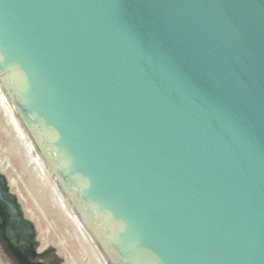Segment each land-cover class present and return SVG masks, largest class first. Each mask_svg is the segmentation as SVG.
<instances>
[{
    "label": "water",
    "instance_id": "95a60500",
    "mask_svg": "<svg viewBox=\"0 0 264 264\" xmlns=\"http://www.w3.org/2000/svg\"><path fill=\"white\" fill-rule=\"evenodd\" d=\"M0 98L96 264H264V0H0Z\"/></svg>",
    "mask_w": 264,
    "mask_h": 264
},
{
    "label": "rangeland",
    "instance_id": "374dc122",
    "mask_svg": "<svg viewBox=\"0 0 264 264\" xmlns=\"http://www.w3.org/2000/svg\"><path fill=\"white\" fill-rule=\"evenodd\" d=\"M2 116L0 108V169L8 180L11 192L19 198L25 216L27 211L31 214L26 217L36 227L38 250L42 251L51 245L67 264H70L69 260L72 257L82 261L84 256L83 260L88 262L90 257L88 248L72 226L61 219L49 191L40 180L25 151L23 148L21 149L15 135ZM23 200H25V204L22 203ZM50 230L53 235L49 232ZM54 236H57L56 239H62L68 245L67 249L69 250L57 246V242L53 241ZM60 248L62 249L60 250ZM64 252L67 253H65L67 256L64 255ZM86 255H88L87 258ZM0 264H13L1 235Z\"/></svg>",
    "mask_w": 264,
    "mask_h": 264
},
{
    "label": "bare ground",
    "instance_id": "6f19581e",
    "mask_svg": "<svg viewBox=\"0 0 264 264\" xmlns=\"http://www.w3.org/2000/svg\"><path fill=\"white\" fill-rule=\"evenodd\" d=\"M0 108H1V111L3 113V118H5L7 124L9 125V128L12 130L13 134L15 135V138L17 140V142L19 143L21 149L23 148V150L25 151L28 159H29V162L33 165V168L36 170V173L37 175L40 177V180L43 182L44 186L47 188V190L49 191V194L51 195V198L54 202V206L55 208L57 209V211L59 212L60 214V217L61 219L63 220V222L65 221L67 224H70L72 226V228L75 230V232L78 234V236L81 238V236L79 235L77 229L75 228L73 222L71 221L70 217L68 216L66 210L64 209L62 203L60 202L59 198L57 197L55 191L53 190L51 184L49 183L48 179L46 178L44 172L42 171L40 165L38 164L36 158L34 157L33 153L31 152L29 146L27 145L25 139L23 138L22 134L20 133L18 127L16 126L14 120L12 119L11 115L9 114L7 108L5 107L3 101L1 100L0 98ZM21 152V151H20ZM24 153V152H23ZM24 158V157H23ZM25 159V158H24ZM26 161V160H25ZM28 163V161H27ZM0 171L3 173V171L0 169ZM35 174V173H34ZM10 187V185H9ZM45 188V189H46ZM11 190V188H10ZM49 195V196H50ZM51 200V201H52ZM22 203L25 204V200L22 201ZM29 210V209H28ZM26 213V216H31L30 212H25ZM56 214V213H55ZM51 233V230L49 231ZM52 234V233H51ZM70 234V233H69ZM53 235V234H52ZM55 238H53V241L57 242V246H61L62 248H65L66 250H69L67 249L68 245H66L64 243V241L62 239H56L57 236H54ZM64 237V236H63ZM52 238H51V241H52ZM50 239V238H49ZM48 239V240H49ZM65 239V238H64ZM66 240V239H65ZM81 241L83 242L82 238H81ZM79 242V241H78ZM81 245V243H80ZM56 246V247H57ZM60 248V250L62 249ZM86 248V247H85ZM59 250V251H60ZM80 251V250H79ZM66 252H64V255L67 256L65 254ZM80 253V252H79ZM69 254V253H68ZM85 254V253H84ZM90 254V252H89ZM71 255V254H70ZM88 255H86V258H87ZM84 257V256H83ZM83 257H82V261H78L76 257H72L71 260H69L70 264H96V262L94 261L92 255L90 254V257H89V261H84L83 260Z\"/></svg>",
    "mask_w": 264,
    "mask_h": 264
},
{
    "label": "flooded vegetation",
    "instance_id": "af4514ba",
    "mask_svg": "<svg viewBox=\"0 0 264 264\" xmlns=\"http://www.w3.org/2000/svg\"><path fill=\"white\" fill-rule=\"evenodd\" d=\"M7 249L11 257L20 264H39V262H42L40 260V257L42 256H34L35 251H39L37 248V244L33 248H24L23 250H19L16 252L11 251L8 247Z\"/></svg>",
    "mask_w": 264,
    "mask_h": 264
}]
</instances>
